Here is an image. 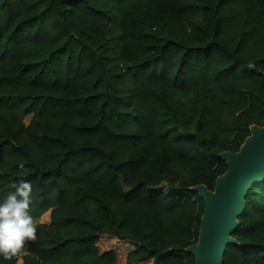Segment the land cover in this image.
<instances>
[{
	"label": "trees",
	"instance_id": "trees-1",
	"mask_svg": "<svg viewBox=\"0 0 264 264\" xmlns=\"http://www.w3.org/2000/svg\"><path fill=\"white\" fill-rule=\"evenodd\" d=\"M241 1L0 0V203L24 179L38 220L32 256L0 264H194L185 248L203 203L190 188L212 189L227 169L219 154L264 122L234 117L237 149L212 152L167 93L203 91L225 107L244 95L236 81L249 36L234 48L221 41L233 22L225 8ZM252 106L264 114V91ZM178 161L195 165L193 181L164 193L161 177ZM232 237L222 264H264V181L246 194Z\"/></svg>",
	"mask_w": 264,
	"mask_h": 264
},
{
	"label": "rangeland",
	"instance_id": "rangeland-1",
	"mask_svg": "<svg viewBox=\"0 0 264 264\" xmlns=\"http://www.w3.org/2000/svg\"><path fill=\"white\" fill-rule=\"evenodd\" d=\"M225 9L230 18H233V22L231 26L230 23L228 24L231 28L224 33L227 36L222 37L221 41L226 46L234 48L238 46L242 34L245 38L249 36L239 51L246 62V66L240 68V71L244 73H238L240 77L236 81V86L242 88L244 95L226 99L231 106H238L239 109L213 103L211 98L203 91H200L199 94L193 93L183 96L167 93L178 114L183 117L190 115L191 120L187 126V131L197 133L201 143L210 148L212 152H218L222 149H237L238 144L233 127L234 117L243 114L248 118L251 117L256 123L264 122L263 112H259L252 106L255 96L264 91V64L261 66L259 63L256 64L257 60L264 55V0H250L246 3L241 1L234 5L228 4ZM229 15L226 14V16ZM197 17L199 21L204 18L202 14L197 15ZM206 24L207 22L204 21L203 26H206ZM190 28L192 27L188 25L186 20H182L177 24V29L180 30L182 35H185ZM248 31H251V33H248ZM250 69H254L256 73L249 75ZM230 112H234V115L229 114ZM179 130L183 132L181 128ZM176 163L161 177L162 180L157 188L164 193H167L170 186L178 187L190 184L193 181V175L196 174L192 169L195 167L192 162L178 161ZM212 164L204 168V172L208 177L212 176L213 170L217 168L216 164ZM195 171H198V169ZM256 198L259 200V195ZM46 216L44 215L42 218H46ZM35 222L38 224V220H35ZM185 241L190 242L191 238L187 235L182 242Z\"/></svg>",
	"mask_w": 264,
	"mask_h": 264
},
{
	"label": "water",
	"instance_id": "water-1",
	"mask_svg": "<svg viewBox=\"0 0 264 264\" xmlns=\"http://www.w3.org/2000/svg\"><path fill=\"white\" fill-rule=\"evenodd\" d=\"M219 156L227 169L214 179L212 189L202 184L190 188L203 203L197 240L185 248L194 264H222L226 248L237 244L232 233L245 208L246 194L264 181V124H251L238 150Z\"/></svg>",
	"mask_w": 264,
	"mask_h": 264
},
{
	"label": "clouds",
	"instance_id": "clouds-1",
	"mask_svg": "<svg viewBox=\"0 0 264 264\" xmlns=\"http://www.w3.org/2000/svg\"><path fill=\"white\" fill-rule=\"evenodd\" d=\"M19 168L24 169L20 163ZM0 203V257L11 261L25 250L27 242H36L37 224L31 215L32 184L24 179L14 182Z\"/></svg>",
	"mask_w": 264,
	"mask_h": 264
},
{
	"label": "built area",
	"instance_id": "built-area-1",
	"mask_svg": "<svg viewBox=\"0 0 264 264\" xmlns=\"http://www.w3.org/2000/svg\"><path fill=\"white\" fill-rule=\"evenodd\" d=\"M28 243V242H27ZM27 256H32L31 252L29 251L28 247L25 245V250L21 252L20 255H18L17 257H14L12 259V261H20L23 258L27 257Z\"/></svg>",
	"mask_w": 264,
	"mask_h": 264
}]
</instances>
